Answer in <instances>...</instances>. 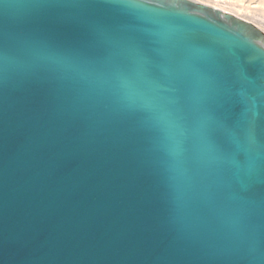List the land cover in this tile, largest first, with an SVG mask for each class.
<instances>
[{
	"label": "water",
	"instance_id": "water-1",
	"mask_svg": "<svg viewBox=\"0 0 264 264\" xmlns=\"http://www.w3.org/2000/svg\"><path fill=\"white\" fill-rule=\"evenodd\" d=\"M0 264H264V31L0 0Z\"/></svg>",
	"mask_w": 264,
	"mask_h": 264
},
{
	"label": "rangeland",
	"instance_id": "rangeland-1",
	"mask_svg": "<svg viewBox=\"0 0 264 264\" xmlns=\"http://www.w3.org/2000/svg\"><path fill=\"white\" fill-rule=\"evenodd\" d=\"M202 3H206L208 5L218 6L224 8L229 12H235L236 15L251 21L258 25L264 31V0H243V3L256 5L255 8L243 9L236 2H221L219 0H194ZM247 7V6H246ZM234 13V14H235Z\"/></svg>",
	"mask_w": 264,
	"mask_h": 264
},
{
	"label": "bare ground",
	"instance_id": "bare-ground-1",
	"mask_svg": "<svg viewBox=\"0 0 264 264\" xmlns=\"http://www.w3.org/2000/svg\"><path fill=\"white\" fill-rule=\"evenodd\" d=\"M219 1H221V2H236V3H238V5H240L243 9H250V8H255L256 7V5H250V4H245V3H243V0H219ZM198 2V1H197ZM230 2V3H231ZM232 2V3H233ZM200 3H202V2H200ZM203 4H205V5H208V4H206V3H203ZM208 6H211V7H213V8H216V9H219V10H222V11H224V12H227V13H231V14H233V15H235V16H238V15H236L237 13H235V12H229V11H227V10H225L224 8H221V7H218V6H213V5H208ZM247 6V7H246ZM235 13V14H234ZM238 17H240V16H238ZM240 18H242V17H240ZM242 19H244V18H242ZM244 20H246V19H244ZM248 21V20H247Z\"/></svg>",
	"mask_w": 264,
	"mask_h": 264
}]
</instances>
